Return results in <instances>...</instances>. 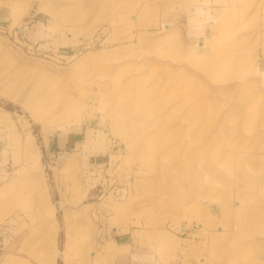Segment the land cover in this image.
Masks as SVG:
<instances>
[{"label": "rangeland", "instance_id": "rangeland-1", "mask_svg": "<svg viewBox=\"0 0 264 264\" xmlns=\"http://www.w3.org/2000/svg\"><path fill=\"white\" fill-rule=\"evenodd\" d=\"M0 264H264V0H0Z\"/></svg>", "mask_w": 264, "mask_h": 264}, {"label": "bare ground", "instance_id": "bare-ground-1", "mask_svg": "<svg viewBox=\"0 0 264 264\" xmlns=\"http://www.w3.org/2000/svg\"><path fill=\"white\" fill-rule=\"evenodd\" d=\"M250 86H251V87H254V85H252V84H251ZM249 145H250V144H249ZM246 174H247V173H244L245 176H246ZM239 207H241V206H239Z\"/></svg>", "mask_w": 264, "mask_h": 264}]
</instances>
